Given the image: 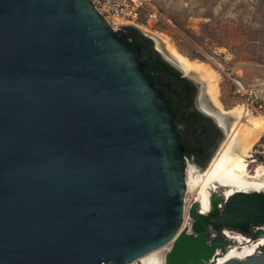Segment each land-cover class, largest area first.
Listing matches in <instances>:
<instances>
[{
	"label": "water",
	"instance_id": "1",
	"mask_svg": "<svg viewBox=\"0 0 264 264\" xmlns=\"http://www.w3.org/2000/svg\"><path fill=\"white\" fill-rule=\"evenodd\" d=\"M140 54L91 0H0V264H127L162 246L163 264H215L232 242L213 229L264 235L261 190L186 216V148Z\"/></svg>",
	"mask_w": 264,
	"mask_h": 264
},
{
	"label": "rangeland",
	"instance_id": "2",
	"mask_svg": "<svg viewBox=\"0 0 264 264\" xmlns=\"http://www.w3.org/2000/svg\"><path fill=\"white\" fill-rule=\"evenodd\" d=\"M147 1L161 13V20L148 24L144 16L136 24L154 39L156 47L167 55L164 34L183 54L208 61L220 70L223 79L219 99L225 111L238 103L252 102L250 90L255 86L261 90L259 80L264 78V0ZM131 24L122 22L120 27ZM235 79L246 82L247 93L236 92ZM259 114L264 115V110ZM190 163L197 161L188 158L186 172ZM193 193L195 189L188 192L190 199L197 198ZM193 203L188 204V215Z\"/></svg>",
	"mask_w": 264,
	"mask_h": 264
},
{
	"label": "flooded vegetation",
	"instance_id": "3",
	"mask_svg": "<svg viewBox=\"0 0 264 264\" xmlns=\"http://www.w3.org/2000/svg\"><path fill=\"white\" fill-rule=\"evenodd\" d=\"M119 30L124 34V40L130 45L140 47V60L145 63V69L152 77L154 85L163 92L164 98L169 101V107L175 115L176 130L186 148L183 154L185 166L188 158L198 163L205 162L206 165V162L211 159L219 144L226 137V130L216 119L218 118L223 122L222 116H215L211 111V107L214 105L208 99L205 86L201 85L194 76L184 73L172 61L169 54L166 55L155 46V41L150 35L143 33L134 26H126ZM215 113L220 114L222 111L218 108ZM224 127L227 128L226 125ZM194 165L200 173H203L202 178L207 181L205 185L206 203H203L202 194L198 192L192 194V196H197L194 201L199 202L202 212L206 213L211 207L210 211L215 209L211 203V198H224L239 190L264 191V179L257 177L256 171H253L249 165L241 172H224L215 179H208L205 173L207 167L201 168L204 166L203 164L200 167L197 164ZM217 185H225L226 187L223 191L218 190L219 188L215 191L214 188L218 187ZM198 186L199 178L196 173L193 177V189ZM215 201L219 211L210 220H215L225 208L224 201L218 199ZM258 227L264 229V223L259 224ZM213 231L215 232L214 240L222 239L232 242L227 250L215 259V264H221L231 257L243 258L253 254L257 249L264 250V235H260L255 230L243 232L233 227H221L213 229ZM236 238L238 240L235 242Z\"/></svg>",
	"mask_w": 264,
	"mask_h": 264
},
{
	"label": "bare ground",
	"instance_id": "4",
	"mask_svg": "<svg viewBox=\"0 0 264 264\" xmlns=\"http://www.w3.org/2000/svg\"><path fill=\"white\" fill-rule=\"evenodd\" d=\"M122 22L123 21L120 19H115L112 23L117 27L120 26ZM163 37L166 41L167 54L171 56L172 61L177 64L184 73L194 76L200 81L199 83L201 85L205 86L208 99H210L214 105V107H211L212 113L215 116L221 115L223 118L222 123L227 127L225 140L215 152L211 165L208 166L205 171L208 179H215L228 171L233 173L241 172L248 165L250 166L247 157L250 156L254 145L264 133V115L251 112L245 103H238L233 109L225 111L219 99L220 84L223 79L222 72L217 70L208 61L191 58L183 54L167 36L163 34ZM259 81L262 85L261 92L264 96V78ZM218 108L222 113H215ZM253 171H256L257 177L264 179L263 163L254 165ZM196 173L199 178V186L195 189V193L198 192L202 194L203 203H206L205 185L207 181L202 178L203 173H200L194 164H190V168L186 172V216L188 204L194 200L193 198H189L188 192L191 193L193 189V177ZM156 251L157 250H153L141 257L145 264H161L160 260L155 259Z\"/></svg>",
	"mask_w": 264,
	"mask_h": 264
},
{
	"label": "built area",
	"instance_id": "5",
	"mask_svg": "<svg viewBox=\"0 0 264 264\" xmlns=\"http://www.w3.org/2000/svg\"><path fill=\"white\" fill-rule=\"evenodd\" d=\"M95 7L104 15L109 21L115 31L122 29L120 26H114L113 21L120 19L123 22L140 23L144 20L148 24L155 23L161 20V13L158 9L147 0H91ZM236 92L244 94L248 92V86L243 79H235ZM250 94L253 95L251 103H247V107L253 113H260L264 110V96L258 87H254L250 90ZM248 158L249 163L258 165L264 164V133L262 134L259 141L254 145L253 150ZM187 194V193H186ZM186 204V197H185ZM264 245V244H263ZM166 246H162L155 250V259L160 260L163 264L162 257L165 252ZM264 250L257 249L254 253H263ZM142 257V256H141ZM137 258L127 264H145L142 258ZM108 264V263H104Z\"/></svg>",
	"mask_w": 264,
	"mask_h": 264
}]
</instances>
